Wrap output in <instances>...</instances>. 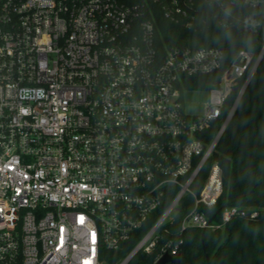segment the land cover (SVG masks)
Listing matches in <instances>:
<instances>
[{
	"label": "built area",
	"instance_id": "built-area-1",
	"mask_svg": "<svg viewBox=\"0 0 264 264\" xmlns=\"http://www.w3.org/2000/svg\"><path fill=\"white\" fill-rule=\"evenodd\" d=\"M237 0H0V264H103V248L158 245L179 255L173 226L219 228L258 210L209 209L223 189L212 164L196 191L264 54L240 49L228 67L218 46L168 45L160 20L184 29L206 7L231 14ZM259 8L264 0H242ZM261 22L244 26L257 32ZM219 73V74H218ZM217 74L203 113L183 92ZM194 78L197 82H194ZM244 79L231 109L224 107ZM219 123L216 133L209 130ZM193 206L180 214L186 195ZM173 264V263H170Z\"/></svg>",
	"mask_w": 264,
	"mask_h": 264
},
{
	"label": "trees",
	"instance_id": "trees-1",
	"mask_svg": "<svg viewBox=\"0 0 264 264\" xmlns=\"http://www.w3.org/2000/svg\"><path fill=\"white\" fill-rule=\"evenodd\" d=\"M231 9V14H221L214 5L206 7L208 15L199 16L207 22L197 29H184L174 21L160 20L162 29L157 32L168 45H188L191 47L218 46L225 52V66L228 67L240 49H248L257 54L264 41V5L250 8L242 0ZM251 18L261 22L257 32H250L244 23ZM219 74V73H218ZM198 78H194L197 82ZM217 74L199 77L197 83L188 85L189 89H207ZM244 79L227 100L224 107L226 115L239 94ZM264 54L258 67L239 98L237 107L222 133L216 150L206 163L196 184L199 192L201 181L205 179L212 164L222 168L223 189L209 216L214 223L222 222L223 211L229 206L240 209L258 210L259 216L250 219L241 215L232 217L222 227L200 229L189 227L180 230V223L173 226V234H167L162 243L170 236L183 238L179 255L180 264H264ZM219 128L214 123L209 130L212 137ZM262 131V133H261ZM260 140L254 149L258 137ZM251 153L250 159L249 154ZM194 198L186 195L179 210L181 212L193 206ZM128 251H113L103 248L105 262L118 264ZM160 251L158 245L151 252L139 251L128 264H155ZM207 256L210 263L207 261ZM170 264V262L166 263Z\"/></svg>",
	"mask_w": 264,
	"mask_h": 264
},
{
	"label": "rangeland",
	"instance_id": "rangeland-1",
	"mask_svg": "<svg viewBox=\"0 0 264 264\" xmlns=\"http://www.w3.org/2000/svg\"><path fill=\"white\" fill-rule=\"evenodd\" d=\"M184 105L186 111L192 114L203 113L205 103L210 98L208 90H185L183 92Z\"/></svg>",
	"mask_w": 264,
	"mask_h": 264
},
{
	"label": "water",
	"instance_id": "water-1",
	"mask_svg": "<svg viewBox=\"0 0 264 264\" xmlns=\"http://www.w3.org/2000/svg\"><path fill=\"white\" fill-rule=\"evenodd\" d=\"M263 127H264V124H263ZM261 133H262V131H261ZM259 140H260V136L258 137V139L256 140V142L254 144V147H253L254 149L256 148ZM250 156H251V153L249 154L248 160L250 159ZM207 261H208V263H210V259H209L208 256H207ZM168 262L173 263V264H180L181 256L177 255L175 257H172V256H170L169 254L166 253L155 264H166Z\"/></svg>",
	"mask_w": 264,
	"mask_h": 264
}]
</instances>
